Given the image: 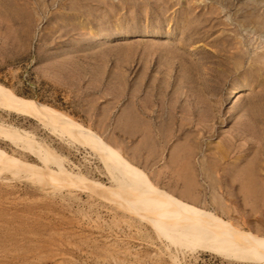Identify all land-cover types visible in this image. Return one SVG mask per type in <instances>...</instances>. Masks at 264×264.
Wrapping results in <instances>:
<instances>
[{"label": "rangeland", "instance_id": "374dc122", "mask_svg": "<svg viewBox=\"0 0 264 264\" xmlns=\"http://www.w3.org/2000/svg\"><path fill=\"white\" fill-rule=\"evenodd\" d=\"M0 90V264H264V0H0Z\"/></svg>", "mask_w": 264, "mask_h": 264}, {"label": "bare ground", "instance_id": "6f19581e", "mask_svg": "<svg viewBox=\"0 0 264 264\" xmlns=\"http://www.w3.org/2000/svg\"><path fill=\"white\" fill-rule=\"evenodd\" d=\"M0 96L8 98L10 101H12V103L16 104L21 109L29 110V109L40 108L38 105H36L34 103H31L28 101H23V100H20L18 98H15L14 96L10 95L9 93H7L6 91H3V90H0ZM134 174L136 175L137 180H138L139 184L142 186V188H144L145 190H151V186L145 178H143L136 171L134 172Z\"/></svg>", "mask_w": 264, "mask_h": 264}]
</instances>
